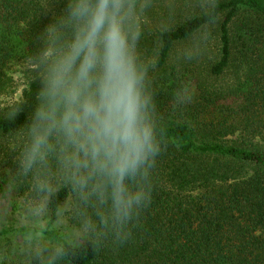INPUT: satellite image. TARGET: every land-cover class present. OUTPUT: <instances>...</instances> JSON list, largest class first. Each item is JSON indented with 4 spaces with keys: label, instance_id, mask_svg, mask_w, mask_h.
<instances>
[{
    "label": "trees",
    "instance_id": "1",
    "mask_svg": "<svg viewBox=\"0 0 264 264\" xmlns=\"http://www.w3.org/2000/svg\"><path fill=\"white\" fill-rule=\"evenodd\" d=\"M49 3L0 0V96L17 89L9 75L14 67L25 79L21 99L0 111V207L15 198L29 206L37 200L30 184L16 178L8 144L33 105L36 85L27 57ZM215 25V51L201 44L183 53L185 43ZM146 29L141 47L153 61L166 146L152 203L131 238L96 248L82 231L73 193L61 188L43 209L48 228L4 227L0 240L12 235L25 241L31 232L62 245L65 264H264V0H219L175 27Z\"/></svg>",
    "mask_w": 264,
    "mask_h": 264
},
{
    "label": "clouds",
    "instance_id": "2",
    "mask_svg": "<svg viewBox=\"0 0 264 264\" xmlns=\"http://www.w3.org/2000/svg\"><path fill=\"white\" fill-rule=\"evenodd\" d=\"M147 7V0H50L27 57L33 105L9 139L16 178L37 198L33 218L67 188L98 249L131 238L152 203L166 146L153 61L141 47ZM18 251L28 264H65L62 245L31 232Z\"/></svg>",
    "mask_w": 264,
    "mask_h": 264
},
{
    "label": "rangeland",
    "instance_id": "3",
    "mask_svg": "<svg viewBox=\"0 0 264 264\" xmlns=\"http://www.w3.org/2000/svg\"><path fill=\"white\" fill-rule=\"evenodd\" d=\"M219 0H147L148 7L144 15V27L155 33L158 30L175 27L180 22L197 16L209 10ZM224 1V0H220ZM203 40L195 38L183 45V53L197 49L201 44L209 48V52L215 51L218 46V27L212 26L205 30ZM210 59V57L208 58ZM20 67H14L10 70L9 75L14 79V86L17 88L15 93H7L0 96V111L10 107L18 102L25 88V79L20 72ZM62 229L67 224L63 220L59 223ZM54 225V227H59ZM17 229L22 227H33L39 230L48 228V218L43 210V215L34 219L30 206L20 199H14L13 204L1 205L0 207V230ZM53 229V227L51 228ZM24 240L8 235L0 240V264H17L24 259L19 254V248L24 245Z\"/></svg>",
    "mask_w": 264,
    "mask_h": 264
}]
</instances>
